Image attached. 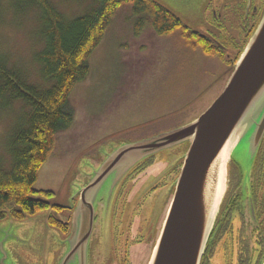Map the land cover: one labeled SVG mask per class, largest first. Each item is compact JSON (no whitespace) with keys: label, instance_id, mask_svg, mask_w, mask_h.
I'll list each match as a JSON object with an SVG mask.
<instances>
[{"label":"rangeland","instance_id":"rangeland-1","mask_svg":"<svg viewBox=\"0 0 264 264\" xmlns=\"http://www.w3.org/2000/svg\"><path fill=\"white\" fill-rule=\"evenodd\" d=\"M52 1L68 17L79 16L90 6L89 1ZM156 1L200 32L205 29L207 7L224 10L222 0ZM6 4L7 0H0V54L39 84L43 80L35 54L42 42L37 16L35 12L17 16L10 8L3 10ZM131 8L126 4L119 9L102 49L99 46L91 56L89 76L71 94L75 120L57 135L54 150L39 171L36 198L47 200L51 207L24 219H16L9 210L0 219V264H59L67 250L64 240L71 234L79 193L102 160L124 144L174 131L197 119L222 94L234 72L230 59H236V52L229 49L230 56L216 55L220 58L216 63L198 37L192 38L199 45L193 47L181 29L159 35L147 27L137 34ZM140 44H146L147 52H141ZM204 60L215 63L209 68ZM20 113L18 104L8 113L0 112V158L5 161L10 132ZM248 140L236 150L233 160L238 164L244 162ZM189 147V142L182 143L133 169L132 174L138 170L137 182H129L120 199L118 189L105 217L107 225L103 205L96 210L100 222L94 226L90 264H150L175 193L174 170L184 164ZM156 184L158 188L151 190ZM47 192L52 196L46 197ZM100 196H108L106 190Z\"/></svg>","mask_w":264,"mask_h":264},{"label":"water","instance_id":"water-1","mask_svg":"<svg viewBox=\"0 0 264 264\" xmlns=\"http://www.w3.org/2000/svg\"><path fill=\"white\" fill-rule=\"evenodd\" d=\"M263 101L264 14L222 94L201 116L174 131L124 144L102 160L87 187L79 193L71 234L64 240L67 250L59 264H90V244L100 200H104L105 218L118 189L133 169L150 157L186 142L190 147L150 264H200L225 199L229 161L234 159L243 140L249 139L242 158L252 168L263 142L264 104L245 129ZM237 130L238 137L225 167L224 189L217 193L215 182V196L208 203L212 165ZM105 190L108 196L102 198L100 194ZM107 222L105 218L104 226Z\"/></svg>","mask_w":264,"mask_h":264},{"label":"trees","instance_id":"trees-1","mask_svg":"<svg viewBox=\"0 0 264 264\" xmlns=\"http://www.w3.org/2000/svg\"><path fill=\"white\" fill-rule=\"evenodd\" d=\"M81 1H89L90 6L75 17L66 16L52 0H7L3 8H10L17 16L35 12L37 36L42 42L35 61L43 82H31L27 73L11 67L0 54V112L8 113L17 104L21 107L20 120L10 132L9 160L0 158V219L9 210L16 219H24L51 207L47 200L36 198L40 193L35 189L39 171L54 150L57 135L75 120L71 94L89 76L91 56L102 44L119 9L131 4L137 34L147 27L159 35L189 30L155 0ZM198 42L206 53L215 52L202 40ZM45 195L52 196L49 192Z\"/></svg>","mask_w":264,"mask_h":264},{"label":"flooded vegetation","instance_id":"flooded-vegetation-1","mask_svg":"<svg viewBox=\"0 0 264 264\" xmlns=\"http://www.w3.org/2000/svg\"><path fill=\"white\" fill-rule=\"evenodd\" d=\"M222 2L223 11L207 7L203 33L181 19L183 27L189 29V32H181V35L193 44L195 43L192 38H196L193 36H198L206 47L215 51L212 54L222 53L223 56H230L229 49H231L238 55L236 59H230L231 65L234 66L262 19L264 0H222ZM182 167L183 163L175 168L174 172L177 174L175 181L179 178ZM234 169L237 177L233 174ZM137 172L138 170L133 174L130 173L122 183L116 198L122 197L121 193L125 192L129 182H137L139 177ZM228 179L225 199L200 264H262L264 262V139L252 168L245 161L242 165L233 159L230 161ZM157 188L158 184L151 190ZM103 202L104 200L101 199L96 210L102 209ZM167 212L168 210L166 214ZM99 222L100 213H96L95 224Z\"/></svg>","mask_w":264,"mask_h":264},{"label":"bare ground","instance_id":"bare-ground-1","mask_svg":"<svg viewBox=\"0 0 264 264\" xmlns=\"http://www.w3.org/2000/svg\"><path fill=\"white\" fill-rule=\"evenodd\" d=\"M237 134H238V130L237 132L231 136V138H229V140L227 141L226 145L224 146V148L222 149V151L220 152L219 156L217 157V159L215 160V162L212 165L210 174L212 173V179L210 180V185L208 187V194H207V200L208 203H212V199L215 196V182H218L217 186H216V191L217 193H221L224 189V174H225V167L226 164L229 160V155L230 152L233 148V145L235 144L236 140H237ZM216 193V194H217Z\"/></svg>","mask_w":264,"mask_h":264},{"label":"crops","instance_id":"crops-1","mask_svg":"<svg viewBox=\"0 0 264 264\" xmlns=\"http://www.w3.org/2000/svg\"><path fill=\"white\" fill-rule=\"evenodd\" d=\"M135 31V30H134ZM142 34L144 33V32H141ZM141 34V35H142ZM192 44V46L193 47H198L199 45H197V44H193V43H191ZM139 47H141V49L143 50V51H141V52H147V48H146V44H140L139 45ZM143 47L145 48V49H143ZM130 48V46H129V44H128V49ZM99 49H102L101 48V46L99 47ZM202 49V48H201ZM203 50V49H202ZM151 53H153V52H151ZM205 53V52H204ZM153 55V54H152ZM207 55H209V54H207ZM211 56H213L215 59H213L216 63H217V61H216V59L217 58H219L218 56H216V54H211ZM217 57V58H216ZM220 59V58H219ZM205 61V63L206 64H208V65H211L209 68H212V64L213 63H215L214 61H212V60H209V61H206V60H204ZM73 104V103H72ZM74 106V105H73ZM74 108H75V106H74Z\"/></svg>","mask_w":264,"mask_h":264}]
</instances>
